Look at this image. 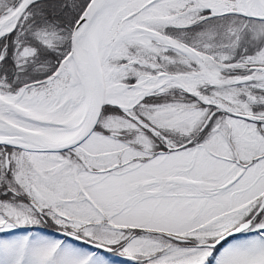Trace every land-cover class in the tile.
<instances>
[{"label": "snow or ice", "instance_id": "6c2138e0", "mask_svg": "<svg viewBox=\"0 0 264 264\" xmlns=\"http://www.w3.org/2000/svg\"><path fill=\"white\" fill-rule=\"evenodd\" d=\"M0 264H264V0H0Z\"/></svg>", "mask_w": 264, "mask_h": 264}]
</instances>
